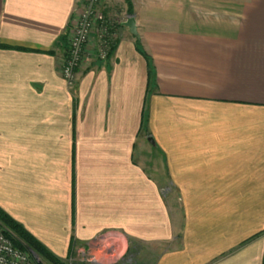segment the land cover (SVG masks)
<instances>
[{"label":"crops","instance_id":"crops-1","mask_svg":"<svg viewBox=\"0 0 264 264\" xmlns=\"http://www.w3.org/2000/svg\"><path fill=\"white\" fill-rule=\"evenodd\" d=\"M132 8L70 86L79 1L0 0V208L61 258L264 264V0Z\"/></svg>","mask_w":264,"mask_h":264},{"label":"built area","instance_id":"built-area-1","mask_svg":"<svg viewBox=\"0 0 264 264\" xmlns=\"http://www.w3.org/2000/svg\"><path fill=\"white\" fill-rule=\"evenodd\" d=\"M80 9L68 31L66 57L62 75L72 86L76 71L86 61H102L110 56L119 38V28L113 25L99 8L100 0H78ZM0 264H35L27 252L15 247L0 223Z\"/></svg>","mask_w":264,"mask_h":264},{"label":"rangeland","instance_id":"rangeland-1","mask_svg":"<svg viewBox=\"0 0 264 264\" xmlns=\"http://www.w3.org/2000/svg\"><path fill=\"white\" fill-rule=\"evenodd\" d=\"M152 1H153L154 6H156L158 8H161V7L165 6V4L167 3V0H152ZM103 2H105V0L104 1L103 0H100V4H99L100 7L99 8L104 12L106 18L113 25L120 26V20H122V17L121 16L124 15L125 11L127 12V5L125 6L126 9H124V7H122V6L119 5L118 0H111L110 3L112 5H109V6L106 5V2L105 3H103ZM107 2H109V1H107ZM131 2H132V0H131ZM106 6H108V7H106ZM112 52L113 51L111 50V53ZM112 241L114 242V244L117 247V249H116L117 252H115V255H113L112 257L110 255H108L107 253H105L106 250L103 251V252H101V253H98V254L90 253L88 251L87 252H85V251H80L79 252V249L77 248L75 250L73 248V243H71V246H70V250L68 252V255L65 258H61V257L57 256L56 254H54L52 251H50L46 246L45 247L52 254H54L60 260L64 261L67 264H144V260H142V258L145 257V256H143L144 254L142 256L139 255V254H135L133 252V250H131V249H129L127 253L125 252V254L122 257V261H117V259L120 257V255H118V254H120V250H119V247H118V242L116 243L115 242L116 240L110 239V240H108L106 242V244L107 243L110 244V243H112ZM25 252H27L28 254L30 253L36 259V261H38V262L40 260H42L32 250H30V252L29 251H25ZM33 253L36 256H34ZM38 262H37V264H38ZM43 264H46V262H44Z\"/></svg>","mask_w":264,"mask_h":264},{"label":"trees","instance_id":"trees-1","mask_svg":"<svg viewBox=\"0 0 264 264\" xmlns=\"http://www.w3.org/2000/svg\"><path fill=\"white\" fill-rule=\"evenodd\" d=\"M127 5V14L131 15L133 13L132 2L131 0H125ZM117 43V42H116ZM115 45L112 48V51L115 48ZM138 50L147 57L146 53L138 46ZM149 80H153V74L150 71ZM0 223L4 228V233L12 241L13 245L21 250L34 251L38 257L42 260L39 262L30 254V256L35 260V264H67L64 261L60 260L57 256L52 254L43 244L36 240L29 232H27L24 227L12 219L8 214H6L0 208Z\"/></svg>","mask_w":264,"mask_h":264},{"label":"water","instance_id":"water-1","mask_svg":"<svg viewBox=\"0 0 264 264\" xmlns=\"http://www.w3.org/2000/svg\"><path fill=\"white\" fill-rule=\"evenodd\" d=\"M123 27L128 28L131 34H133L134 36L138 35L134 14L129 15L127 20L122 23V26L119 28V33L120 31H122ZM33 255L36 256L34 253Z\"/></svg>","mask_w":264,"mask_h":264}]
</instances>
